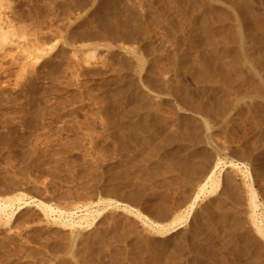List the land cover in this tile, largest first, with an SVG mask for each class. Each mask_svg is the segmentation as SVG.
Wrapping results in <instances>:
<instances>
[{
    "label": "rangeland",
    "instance_id": "rangeland-1",
    "mask_svg": "<svg viewBox=\"0 0 264 264\" xmlns=\"http://www.w3.org/2000/svg\"><path fill=\"white\" fill-rule=\"evenodd\" d=\"M0 15V264H264V0H0Z\"/></svg>",
    "mask_w": 264,
    "mask_h": 264
},
{
    "label": "bare ground",
    "instance_id": "bare-ground-1",
    "mask_svg": "<svg viewBox=\"0 0 264 264\" xmlns=\"http://www.w3.org/2000/svg\"><path fill=\"white\" fill-rule=\"evenodd\" d=\"M237 2H238V1H237ZM241 2H243V0H241ZM239 3H240V2H239ZM239 3H237L236 5H238ZM244 3H245V2H244ZM232 6H233V5H232ZM234 7H235V5H234ZM205 14H206V13H205ZM204 17H205V16H204ZM254 19L257 20L256 18H254ZM205 20H206V19H205ZM205 20H204V19L201 20L200 23H204ZM252 20H253V19H252ZM255 20H253V21H255ZM244 21H245V20H244ZM257 21H258V20H257ZM241 22H242V21H241ZM246 22H247V21H246ZM255 22H256V21H255ZM251 23H252V21H251ZM261 23H263V22H261ZM261 23H260V24H261ZM198 24H199V23H198ZM205 24H206V23H204V25H205ZM246 24H247V23H246ZM207 25H208V24H207ZM263 25H264V24H262V26H263ZM6 26H7V21L4 20V18L1 17V15H0V42H1V43H4V41H5V39H6L5 36H4V35L6 34V33L4 34V30H5ZM110 26H111V25H110ZM110 26H108V25L103 26V28H104L105 30L108 31L107 34L109 33V34L115 35V34L119 33V34H120V37L122 38V40H123V39H126L125 41L129 40L130 35L132 34V31H133V30H131V31H130V30H125V31H129L131 34H130L129 32H125V31H123L124 29H122V28H121L122 31L119 29L120 32H118V29H116V26H117V25H116L114 28H113V26H111L112 28H111ZM243 26H244V25H243ZM246 26H247V25H246ZM258 26H259V25H258ZM124 27H125V26H124ZM118 28H119V27H118ZM202 28H203V24H202ZM204 28H206V26H205ZM204 28H203V29H204ZM204 30H205V29H204ZM135 33H136V32H134V33L132 34V39H133V37H134L133 35H134ZM112 35H111V36L109 35V36L112 37ZM87 36H88V35H87ZM113 37H114V36H113ZM113 37H112V38H113ZM135 37H136V36H135ZM114 39H115V38H114ZM132 39H131V40H132ZM115 40H116V39H115ZM207 40H209V39H207ZM123 41H124V40H123ZM210 41H211V40H210ZM205 43H207V42H205ZM236 50H237V49H236ZM237 51H238V50H237ZM236 53H237L239 56H242L241 53H240L239 51L236 52ZM236 53H235V56H236V57H234L235 60L238 59V57H239ZM232 54H233V53H232ZM233 55H234V54H233ZM242 57H244V56H242ZM242 57H239V59L242 58ZM234 58H233V56H232V57H231V60H232V59L234 60ZM208 59H209V58H208ZM36 60H37V59H36ZM247 61L249 62V60H247ZM247 61H246V62H247ZM234 63H235V62H234ZM237 63H238V62H236L235 65H236ZM139 64H140V63H139ZM209 64H210V61H209ZM232 65H233V64H232ZM250 65H251V64H250ZM223 71H224V69H223ZM223 71H222V72H223ZM220 72H221V71H220ZM226 73H227V72L224 71L222 74H225V79H226V80L228 79V80H227V83L229 82V84H231V83H230L231 80L229 81V79H230V78H229V75H228V73H227V75H226ZM207 74H209V73H207ZM210 74H211V73H210ZM210 74H209V75H210ZM216 74H217V73H216ZM218 74H219V73H218ZM204 75H206V74H204ZM227 76H228V78H227ZM220 77L222 78L223 75H220ZM28 78H29V76H28ZM212 78H213V77H212ZM31 79H32V78H31ZM27 80H28V79H27ZM220 80H222V79H220ZM223 80H224V77H223ZM223 80H222V81H223ZM226 80L224 81V84H223V85H226V84H225ZM24 81H25V80H24ZM28 81H29V80H28ZM28 83H29V82H28ZM222 83H223V82H222ZM229 84H228V86H229ZM234 84H235V82H234ZM234 84H232V86H233ZM26 85H27V84H26ZM29 85H30V87L34 88L33 82H32V84L30 83ZM223 85H221V86H223ZM228 86H226L225 88H228ZM28 88H29V87H28ZM229 88H230V87H229ZM30 90H31V89H30ZM227 90H228V89H227ZM229 92H230V91H229ZM229 92H228V93H229ZM247 93H249V92H247ZM247 93L241 94V95L243 96V97H241V98H244V99L247 98V95H248ZM119 94H120V93H119ZM123 94H125V93H123ZM129 94H130V93H129ZM116 95H117V94H116V92H115V94H114V95H111V96H115V98H116ZM120 95H122V93H121ZM187 95H188V94H187ZM241 95H240V96H241ZM259 95H260V96H259L257 99L261 101V98H262V97H261V94H259ZM123 96H124V95H123ZM236 96H237V95H236ZM240 96H237V97L239 98ZM248 96H249V95H248ZM33 97H34V96H33ZM118 97H119V96H118ZM121 97H122V96H121ZM124 97L127 98L126 96H124ZM132 97H133V96H132ZM185 97L188 98V96H185ZM109 98H110V97H109ZM112 98H114V97H112ZM115 98H114V100L112 99V101H114V103H115V100H116ZM138 98H139V97H137V99H138ZM263 98H264V97H263ZM121 99H122V98H121ZM123 99H124V98H123ZM188 99H189V98H188ZM254 99H256V98H254ZM257 99H256V100H257ZM124 100H125V99H124ZM126 100H127V99H126ZM112 101H111V102H112ZM133 101H134V100H133ZM137 101H138V100H135V103H137ZM185 101H186V100H185ZM119 102H120V101H118V103H119ZM116 103H117V101H116ZM121 103H122V101H121ZM126 103H127V102H126ZM186 103H187V102H186ZM217 103H218V102H217ZM217 103H214V104H217ZM220 103H221V102H220ZM119 104H120V103H119ZM190 104H191V102H190ZM201 104H202V103H201ZM112 105H113V103H112ZM114 105H115V104H114ZM134 105H135V104H134ZM137 105H138V103L136 104V109H137V108L140 109L139 106H141V104H140L138 107H137ZM185 105H186V104H184V107H185ZM191 105L194 106V104H191ZM115 106H116V105H115ZM117 106H118V105H117ZM119 106H121V105H119ZM187 106H188V104H187ZM187 106H186L185 108H187ZM196 106H197V105H196ZM200 106H201V105H200V103H199V104H198V108H199ZM189 107H190V106H189ZM189 107H188V109L190 110ZM202 107H203V106H202ZM204 107H206V106H204ZM209 107H210V106H209ZM214 107H215V106H214ZM220 107H221L222 110L227 108V107L224 105L223 102L219 105L218 108H220ZM134 108H135V107H134ZM134 108H133V109H134ZM113 109H114V107H113ZM115 109H117V108H115ZM120 109H121V108H120ZM126 109H127V108H126ZM138 109H137V110H138ZM191 109H192V108H191ZM194 109H195V108H194ZM196 109H197V108H196ZM221 109H220V110H221ZM127 110H128V109H127ZM131 110H132V109H131ZM207 110H208V109H207ZM134 111H135V109L133 110V112H134ZM193 111H194V110H193ZM198 111L201 112V111H200V108H199ZM115 112H116V111H115ZM128 112H129V110H128ZM191 112H192V110H191ZM196 112H197V111H196ZM196 112H195V113H196ZM221 112H222V111H221ZM225 112H226V111H225ZM122 114H123V113H122ZM208 114H209V113H208ZM222 114H224V113H222ZM36 115H37V114H36ZM45 115H46V114H45ZM119 115H120V114H119ZM123 115H124V114H123ZM125 115H126V114H125ZM206 115H207V113H206ZM34 117H35V116H34ZM121 117H122V116H121ZM206 117H207V116H206ZM209 117H210V116H208V118H209ZM222 117H223V116H222ZM32 119L35 121V119H37V118L35 117V119H34V118H32ZM38 119H39V118H38ZM124 119H125V118H124ZM144 119H145V118H144ZM151 119H152V118H151ZM33 120H29V121H28L27 119L25 120V121H27L26 124H27L28 129H29V127H30V128L33 127V126H32V125L34 124V121H33ZM36 122H38V121H36ZM147 122H148V121H147ZM19 123H20V122H19ZM24 123H25V122H24ZM127 123H128V122H127ZM181 123H182V122H181ZM187 123H189V121H186V122H185V127H184L185 129L183 128L182 131L180 130L179 136H178V135L175 136V137L178 136V137H179V140H181V141H176V142L181 143V144H183V145H186V144H184V142L188 141L190 138L193 137V136H190V135L193 134V133L189 134V132H188V128H187V126H186ZM182 124H183V123H182ZM158 125H159V124H158ZM183 125H184V124H183ZM130 126H131V125H130ZM127 127H128V126H127ZM193 127H195V126H193ZM130 128H131V127H130ZM130 128H129V129H130ZM196 128H197V127H196ZM32 129H33V128H32ZM126 129H127V128H126ZM135 129H136V128H135ZM131 130H132V129H131ZM158 130H159V129H158ZM158 130H157V131H158ZM161 130H163V129H161ZM137 132H138V130H137ZM160 132H161V131H160ZM196 132H197V131H196ZM199 132H200V131H199ZM133 133H134V132H133ZM155 133H157V132H155ZM155 133H154V134H155ZM162 133H163V132H162ZM176 133H178L177 130H176ZM197 133H198V132H197ZM131 135H132V133H131ZM135 135H136V134H135ZM135 135L133 136L134 138L137 136V135H136V136H135ZM11 136H12V135H11ZM178 137L176 138L177 140H178ZM194 137H195V135H194ZM136 138H137V139H134L135 141L138 140V137H136ZM173 138H174V136H173ZM173 138H167V139H165L163 142H165V143L168 144V145H171V143H174V142H175V141H174L175 138H174V139H173ZM199 139H200V138H199ZM194 140H195V138H194ZM196 140H197V139H196ZM261 140H262V139H261ZM261 140H260V143L262 142ZM148 141H149V140H148ZM173 141H174V142H173ZM191 141H192V140H191ZM207 141H208V142L210 141L209 138H207ZM13 142L15 143V141H13ZM161 142H162V141H161ZM161 142H160V143H161ZM197 142H198V140H197ZM199 142H200V140H199ZM14 143H13V144H14ZM195 143H196V142H195ZM158 144H159V143H158ZM197 144H198V143H197ZM178 145H179V144H178ZM123 146H124V145H123ZM148 146H149V145H148ZM181 147H182V145H181ZM123 148H124V147H123ZM169 148H170V147H169ZM178 148H179V147H178ZM178 148H177V149H178ZM242 148H243V147H242ZM154 149H156V148H154ZM173 150H174V149H173ZM178 150H179V149H178ZM182 150H183V149H182ZM191 150H192V149H191ZM194 150H195V149H194ZM122 151H124V149H123ZM244 151H245V150H244ZM246 151H247V150H246ZM167 152H168V151H167ZM186 152H187V151H186ZM186 152H185V153H186ZM176 153H177V152H176ZM176 153H175V155H176ZM198 153H199V152H198ZM249 153H250V152H249ZM190 154H191V153H190ZM240 154H241V153H240ZM246 154H247V153H246ZM200 155H201V154H200ZM182 156H184V155H182ZM193 156H194V155H193ZM193 156H192V158H193ZM241 156H242V155H241ZM244 156H246V155L244 154ZM249 156H250V155H249ZM188 157H189V156H188ZM204 157H205V156H204ZM171 158H172V157H171ZM190 158H191V157H190ZM201 158H202V157H201ZM239 158H240V157H239ZM180 159H181V158H180ZM194 159H195V157H194ZM168 160H170V159H168ZM171 160H173V159H171ZM177 160H178V159H177ZM187 160H188V159H186V161H187ZM190 160H191V159H190ZM190 160H188V161H190ZM203 160H204V159H203ZM203 160H202V162H203ZM173 161H174V160H173ZM178 161H179V160H178ZM193 161H194V160H193ZM168 162H169V161H168ZM174 162H175V161H174ZM198 162H199V161H197V163H198ZM176 163H177V162H175V163L172 165V168H173V166H174ZM178 163H179V162H178ZM185 163H186V162H185ZM194 163H195V161H194ZM206 163H207V162H206ZM171 164H172V163H171ZM182 164H183V162H181V165H182ZM176 165H177V164H176ZM188 165H189V164H188ZM191 165H192V164H191ZM261 166H262V165H261ZM262 167L264 168V166H262ZM168 168H169V166H168ZM170 168H171V167H170ZM172 168H171V170H172ZM177 168H178V167H177ZM183 168H184V172L181 171ZM183 168H181V170H180L181 175H182V173L185 174V176L182 175L183 177H186V175H187V176H188V175L190 176V175L192 174V169H190L188 166H187V168H186V167H184V164H183ZM178 169H179V168H178ZM193 170H194V169H193ZM259 171H261V170H259ZM175 173H176V172H175ZM124 174H125V173H124ZM177 174H178V173H177ZM182 176H181V177H182ZM193 176H194V175H193ZM185 179H186V178H185ZM185 179H184V180H185ZM191 180H192V179H191ZM187 183H189V182H187ZM226 194H227V192H226ZM226 197H227V196H226ZM219 199H221V197H220ZM225 199H226V198H225ZM213 202H215V201H213ZM218 202H219V200H218ZM225 202H226V200H225ZM215 203H217V202H215ZM220 203H221V202H219V204H220ZM208 204H209V203H208ZM221 204H222V203H221ZM221 204H220V205H221ZM211 205L214 206V203H213V204H210V205H207V206L204 208L205 211H206V214H207L206 218H207L209 221H212V224H213V222H215V221H216V223H217V222H225V221H226V217H227L226 215H227V214H226V215L224 214V215H221V216H218V217L215 216V215H213V213H212L213 211L211 210V209L213 208V206H211ZM220 205H219V206H220ZM216 206H217V205H216ZM220 207H221V206H220ZM216 208H217V207H216ZM218 208H219V207H218ZM201 209H202V208H201ZM214 209H215V208H214ZM227 209H228V208H227ZM227 209L225 210L226 212L228 211ZM229 209H230V208H229ZM3 211H4V207H2V206L0 205V213L3 212ZM215 211H216V210H215ZM223 211H224V210H223ZM226 212H225V213H226ZM223 213H224V212H223ZM159 215H160V214H159ZM164 215H165V214H164ZM201 217H202V216H201ZM228 219H229V218H228ZM230 219H231V218H230ZM213 220H215V221H213ZM228 221L230 222V220H228ZM198 222H200V221H198ZM226 222H227V221H226ZM216 223H215V225L218 224V223H217V224H216ZM200 224H201V223H200ZM200 224H199V227H200ZM227 224H229V223H227ZM213 225H214V224H213ZM222 225H224V224H222ZM199 227H198V228H199ZM201 227H202V225H201ZM225 227H226V226H225ZM231 227H232V226H231ZM231 227H230V229H231ZM233 227H235V226H233ZM233 227H232V228H233ZM206 228H207V226H206ZM212 228H213V227H212ZM232 230H233V229H232ZM232 230H228V231H227V234H228V235H231V236L234 235V233H233ZM234 230H235V228H234ZM235 231H236V230H235ZM168 232H169V231H168ZM209 232H210V231H209ZM215 232H216V231H215ZM236 232H237V231H236ZM236 232H235V233H236ZM238 232H239V228H238ZM181 235H182V234H181ZM193 236H194V235H193ZM220 236H221V234H220ZM241 239H242V238H241ZM255 240H256V239H255ZM243 242H244V241H243ZM245 242H246V241H245ZM228 244H230V243H228ZM258 244H259V243H258ZM165 245H167V244H165ZM243 246H244V245H243ZM180 247H181V246H180ZM211 247H212V246H211ZM228 247H229V246H228ZM232 248H233V247H232ZM237 248H238V247H237ZM184 249H185V248H184ZM186 249H187V248H186ZM235 249H236V248H235ZM238 249H239V248H238ZM217 250H218V249H217ZM240 250H241L242 252H245V253L247 252L246 247H242V248H240ZM254 250H255V249H254ZM235 252H236V251H235ZM202 253H204V252H202ZM236 253H237V252H236ZM257 254H259V253H257ZM214 255H215V254H214ZM221 256H222V255H221ZM203 257H204V256H203ZM205 257H207V256H205ZM245 257H246V256H245ZM243 258H244V257H243ZM256 258H257V256H256ZM258 259H259V256H258ZM260 260H261V259H260ZM204 263H205V262H204ZM255 263H256V262H255Z\"/></svg>",
    "mask_w": 264,
    "mask_h": 264
}]
</instances>
